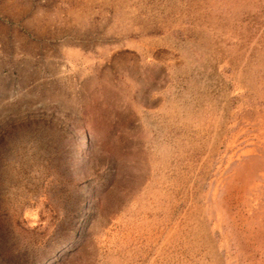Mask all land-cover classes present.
Wrapping results in <instances>:
<instances>
[{
    "label": "rangeland",
    "instance_id": "obj_1",
    "mask_svg": "<svg viewBox=\"0 0 264 264\" xmlns=\"http://www.w3.org/2000/svg\"><path fill=\"white\" fill-rule=\"evenodd\" d=\"M0 264H264V0H0Z\"/></svg>",
    "mask_w": 264,
    "mask_h": 264
}]
</instances>
